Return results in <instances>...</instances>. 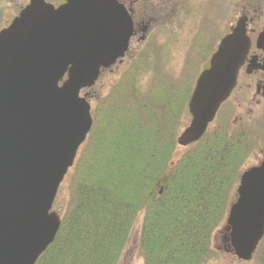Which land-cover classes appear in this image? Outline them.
<instances>
[{"label":"water","instance_id":"95a60500","mask_svg":"<svg viewBox=\"0 0 264 264\" xmlns=\"http://www.w3.org/2000/svg\"><path fill=\"white\" fill-rule=\"evenodd\" d=\"M131 35V20L115 0H65L57 8L29 0L0 31V264H35L53 243L61 223L51 212L54 199L92 127L80 91L124 57ZM255 46L264 53V24ZM249 47L241 17L196 80L179 147L205 134ZM263 68L251 57L246 71ZM236 195L223 238L247 262L264 234V159L240 176Z\"/></svg>","mask_w":264,"mask_h":264},{"label":"trees","instance_id":"16d2710c","mask_svg":"<svg viewBox=\"0 0 264 264\" xmlns=\"http://www.w3.org/2000/svg\"><path fill=\"white\" fill-rule=\"evenodd\" d=\"M252 2L264 12V0ZM135 62L94 107L60 228L35 264H118L137 219L143 264L216 258L213 243L253 146L246 134L261 133L220 122L174 160L188 87L179 93L162 81L142 93L136 80L147 57ZM253 262L264 264V237Z\"/></svg>","mask_w":264,"mask_h":264},{"label":"rangeland","instance_id":"374dc122","mask_svg":"<svg viewBox=\"0 0 264 264\" xmlns=\"http://www.w3.org/2000/svg\"><path fill=\"white\" fill-rule=\"evenodd\" d=\"M46 1L55 6L64 2V0ZM184 1L181 35H173L167 38V40H160L159 43H165V45H157L153 53L151 52V54H153L152 59L148 62L154 66L147 67L146 70H143L144 66L138 69L140 73L137 75L136 83L142 93L152 89L157 82L168 80L166 77H172L177 81L180 90H183L184 87H188L189 95L198 75L204 70L209 56L215 49V45H217L220 39L228 33L229 27H233L237 22V18L240 16V11L243 6L250 4L248 0H192V3H188L189 0ZM27 2L28 0H0V31L4 25L8 24L13 16L27 4ZM250 2H252V0H250ZM194 3L196 4L192 7ZM188 7H192L191 10L187 9ZM246 12L250 14L251 10L247 9ZM256 14L261 16L262 11L257 10ZM261 21L262 20H259L258 24H260ZM196 33L198 35L200 34L199 37L197 36V40H195ZM250 37L254 38L252 35H250ZM135 42L136 41H134V43ZM193 43H195V48L191 47ZM196 48H198V50H196ZM129 53H132V51ZM143 53H145V51ZM130 55L126 57L123 64L118 67L113 75H102L97 86L93 88L92 94L94 96L90 99L92 115H94L93 110L96 106V97L106 92L108 93L113 85L119 84L124 75L128 72L129 67L136 63L135 58H131ZM165 70V74L167 75L162 74ZM144 97L145 96L141 97V100H144ZM232 102V100L228 101L222 109L232 105ZM257 114L258 111H252V113H246L245 115H241L239 111L235 110L220 111L215 123L211 125L210 128L220 122H227L231 126L233 121L244 116V118L248 120L247 124L241 122L236 128L243 129L244 127L250 126V130H255L259 121H263L264 117L261 115L257 116ZM189 121L190 116L186 108L184 114L181 115L180 123L176 126L177 130L175 137H177L188 125ZM252 142L253 146L244 168L257 165L258 162L262 160L264 139L259 137ZM184 150V148L176 147L173 153V159L176 160L179 158ZM71 175L72 171L69 172L64 182L61 184L52 208L53 211L60 215L64 212L66 204L71 197ZM222 226H224V224ZM221 232L222 230L219 228L217 237L213 243L214 249L217 250V254L215 255L216 258L212 259L209 264H255L253 261L250 263H240L232 255L228 253L225 254L224 249H226V243L223 242V235ZM139 233L140 225L137 219L125 245L123 256L118 264H143V259L138 248Z\"/></svg>","mask_w":264,"mask_h":264},{"label":"flooded vegetation","instance_id":"af4514ba","mask_svg":"<svg viewBox=\"0 0 264 264\" xmlns=\"http://www.w3.org/2000/svg\"><path fill=\"white\" fill-rule=\"evenodd\" d=\"M115 1L127 10L132 21L133 35L129 41V51L131 50L132 52H135L143 44L148 45L150 43L148 46H157L162 39L167 40V38L172 37L173 35H181L183 7L185 3L184 0ZM248 2L250 4L243 6L240 11V15H242L241 17L246 18V31L250 39V47L247 59L255 56L258 58L257 62L261 63V65L264 67V53L255 46L257 35L260 33L264 24V12L262 11L261 16L257 15L256 11L259 10V8L256 9L253 5H251L250 0H248ZM188 3H192V0H189ZM195 4L196 3H194L192 7L195 6ZM192 7H188L187 9L191 10ZM247 9L251 10L250 14L246 12ZM259 20H262L260 24H258ZM231 29L232 27H229L228 33ZM250 35L254 36V38H251ZM197 36L198 34L196 33V39ZM134 41L136 42L134 43ZM159 45L163 46L165 43H160ZM247 59L244 62L242 68L239 70L237 83L234 90L232 91L228 100L225 102L226 104L228 101L232 100L233 104L225 109H222L223 105H225L222 104L218 111L235 110L239 111L241 115H245L246 113L250 114L252 111H258L257 116H264V68L262 70H252L250 73H247ZM117 65L118 64L106 72L113 73L116 70ZM86 95L89 96L90 91H86ZM247 121V118H244L243 116L238 120L233 121L232 125L235 127L241 122L247 124ZM250 129V126L244 127L242 131L244 130L248 133ZM252 131H262L259 137L264 139V117L263 121H259L256 129ZM262 159H264V152L262 153Z\"/></svg>","mask_w":264,"mask_h":264}]
</instances>
